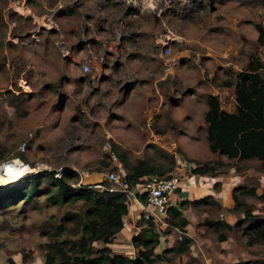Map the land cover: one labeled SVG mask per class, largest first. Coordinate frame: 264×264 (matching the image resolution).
I'll return each mask as SVG.
<instances>
[{
    "label": "rangeland",
    "instance_id": "1",
    "mask_svg": "<svg viewBox=\"0 0 264 264\" xmlns=\"http://www.w3.org/2000/svg\"><path fill=\"white\" fill-rule=\"evenodd\" d=\"M263 13L264 0H0V185L65 168L75 181L108 184L110 166L124 172L115 143L128 162L171 158L173 169L177 158L212 159L225 172L234 164L254 187L244 201L264 217V167L209 153L202 117L207 93L233 108L232 84L221 81L249 56L264 64L254 27ZM232 205L193 206L196 232L218 252L205 264L264 259V238L247 240L255 233L243 232L249 222ZM66 206L41 193L0 208V264H44L43 221H58ZM206 219L232 224L220 230L227 241Z\"/></svg>",
    "mask_w": 264,
    "mask_h": 264
},
{
    "label": "trees",
    "instance_id": "2",
    "mask_svg": "<svg viewBox=\"0 0 264 264\" xmlns=\"http://www.w3.org/2000/svg\"><path fill=\"white\" fill-rule=\"evenodd\" d=\"M256 30L255 43L264 51V13L263 22H254ZM263 63L255 56H249L242 68L235 71L234 77L223 79L224 85L232 84V109H224L215 94L207 93L206 107L202 117L205 127L207 148L211 152L222 153L229 158L238 160L255 158L264 167V69ZM11 102V101H10ZM124 166L125 181L132 185L141 180L147 173H163L171 169L162 166L149 157H137L128 162L122 148L115 143L111 147ZM19 155L23 157L19 153ZM2 153H0V158ZM190 171L212 173L219 166V161L212 159L196 160ZM107 164V163H106ZM117 169V165L110 166ZM77 172L74 169H62L60 174L50 169H42L29 175H21L14 182L0 185V208L25 199L46 194V198L54 204L67 203L58 221H43L45 240L39 245L43 248L44 264H154L158 260H169L172 255L186 252L183 264H198L194 255L189 253L191 238L185 233L186 218L181 214L179 206H165L164 220L170 226L179 228L180 233L174 242L154 251L158 242V234L154 223L143 218L144 224L131 235L130 240L135 248V255L111 252L107 243L113 233L121 226V215L126 211L124 194L99 188L92 183L75 181ZM44 178V187L38 181ZM254 187L245 184L235 185L231 189L233 207L243 212L248 227L243 232L253 231L248 241L264 238V217L251 212V207L244 201V194H253ZM143 196V195H142ZM79 201V205H76ZM202 201L212 203L218 208L220 204L212 195L205 194L200 198L190 199V203ZM76 206H72V205ZM213 230H219L217 238H225L221 229H230L232 224L224 219H206ZM246 229V231H245ZM99 239L102 246H94ZM233 264H264V259L235 262Z\"/></svg>",
    "mask_w": 264,
    "mask_h": 264
},
{
    "label": "crops",
    "instance_id": "3",
    "mask_svg": "<svg viewBox=\"0 0 264 264\" xmlns=\"http://www.w3.org/2000/svg\"><path fill=\"white\" fill-rule=\"evenodd\" d=\"M214 153V152H209ZM222 154V153H221ZM191 154L190 157L195 156ZM198 158V157H196ZM202 159V158H199ZM175 162H181L179 158ZM195 165V162H193ZM175 166V163L173 167ZM229 166V165H228ZM234 164H230L228 172L221 170V166L216 168L212 173L208 172H193L186 171L178 184L175 192L170 196L169 204L174 206H179L180 201H185L180 205L181 214L186 218L185 232L187 235L192 237V241L189 243V247L194 255L198 258V264L210 263L218 255V252L214 253L205 247L204 237L196 232L195 224L201 220V213L193 209V206H198L200 204H207L206 202L197 201L190 203V199L200 198L205 194L212 195L213 199L219 202L221 209H226L233 204V199L231 197V189L235 185L241 184V176L234 172ZM264 177V175H262ZM126 204V211L121 215V226L117 229L107 243L110 247L111 252L124 253L129 256L135 255V248L131 243L130 237L132 234L137 232L139 228L144 224L142 211L146 208H150L145 202L144 197L138 194H132L124 200ZM152 209V208H150ZM221 215L224 216L223 212ZM223 218V217H222ZM229 222L227 219H225ZM209 225V223L206 222ZM154 227L158 234V242L154 246V251L159 252L161 248L167 247L171 244L173 238L179 235L180 230L176 226H170L166 223L164 218L161 220H156L154 222ZM220 241H227L226 237L220 239ZM96 247L102 246V241L96 239L94 241ZM180 258L181 262H184L183 256L178 254L172 255L169 260L161 259L154 264H169L173 259L178 260ZM168 261V262H166ZM179 261V260H178ZM183 264V263H182Z\"/></svg>",
    "mask_w": 264,
    "mask_h": 264
},
{
    "label": "built area",
    "instance_id": "4",
    "mask_svg": "<svg viewBox=\"0 0 264 264\" xmlns=\"http://www.w3.org/2000/svg\"><path fill=\"white\" fill-rule=\"evenodd\" d=\"M82 68H87L85 62L81 63ZM193 163L191 160L177 162L173 169L167 173H147L141 176V180L129 185L124 178L123 172L116 169H108L105 173L108 184L94 183V186L106 188L111 191H120L124 194V200L129 195H143L145 202L150 208L142 211V216L153 223L161 220L165 215V206L168 205L170 196L178 187L182 175L190 171Z\"/></svg>",
    "mask_w": 264,
    "mask_h": 264
},
{
    "label": "bare ground",
    "instance_id": "5",
    "mask_svg": "<svg viewBox=\"0 0 264 264\" xmlns=\"http://www.w3.org/2000/svg\"><path fill=\"white\" fill-rule=\"evenodd\" d=\"M3 179V178H0V180Z\"/></svg>",
    "mask_w": 264,
    "mask_h": 264
}]
</instances>
